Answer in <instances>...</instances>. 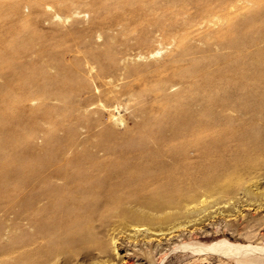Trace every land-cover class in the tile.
<instances>
[{"label":"bare ground","instance_id":"1","mask_svg":"<svg viewBox=\"0 0 264 264\" xmlns=\"http://www.w3.org/2000/svg\"><path fill=\"white\" fill-rule=\"evenodd\" d=\"M5 1L7 3L2 4ZM94 1L100 10L98 18L108 20L109 24L123 22L127 30L139 31L142 22L154 21L161 13L170 16L180 13L177 7L161 0H116L114 6L109 0ZM234 1H196L199 15L211 17V23L226 20L224 28L202 35L203 44H209L212 39L218 44V51L203 50L211 58L189 60L186 66L179 59H169L162 64L145 62L121 68L117 62L107 61L114 60L112 55L93 53L86 60L89 71L94 68L92 65L98 67L93 83L75 79L71 68L60 59L64 52H54L62 40L55 38L44 41L36 52V57L47 59L48 66L56 69L55 73L38 72L36 68L37 73L27 76L26 72L34 68V64H29L28 68L20 56L31 50V39L22 38L20 33L30 28V38L37 37L29 22L43 5L57 2L0 0V62L1 66L12 70L10 78L0 86V103L3 104L0 110V212L2 221H11L4 223L7 231L0 233V264H66L59 261V256L63 251L74 249L75 241L79 240L76 228L83 217L88 218L103 209H117L121 210L122 219L132 221L135 234L143 226L146 228L140 233H147L151 231L149 225L163 222L156 212L188 208L189 202L200 199L202 194L229 192L238 182L235 165L220 168L211 158L219 159L228 138L244 131V127L233 125L224 110L236 111V99L242 96L238 92L249 99L252 84L264 80V48L253 54L248 51L251 40L244 37L264 29V0H245L254 8H247L249 12L242 21L233 16L231 8H239ZM23 4L30 7L31 18L23 17ZM12 17L18 18V26L3 22ZM55 17L61 19L58 14ZM145 44L144 38L138 39L131 48L143 51ZM146 50V54L138 53L139 59L161 53L159 48ZM255 66L257 71L253 69ZM257 72H260L258 76ZM120 75L129 81L115 92L113 87L117 84L106 79L117 80ZM92 86L102 89L96 94L90 89ZM173 87L176 89L170 92ZM127 94L150 99L142 112L147 117L143 123L147 129L143 132L152 142L116 146L117 139L122 137L114 126L122 123V118H115L112 125L102 124L103 111L113 98ZM27 100L42 103L38 110L29 109V118L19 110ZM93 104H98V109L91 110ZM217 107H221V111H216ZM154 108L160 110V116L152 115ZM209 109H215L214 113H208ZM37 113L48 125V135L64 134L60 138L63 146L55 140L51 144L52 139H47L38 149L18 155L16 151L34 132L25 124ZM161 123V131L155 132V127ZM79 128L85 130L83 134L76 133ZM7 150L11 153L5 154ZM20 160L21 172L12 173L10 178L16 184L9 186L16 195H5L4 178L8 177L5 174L16 168ZM208 173L212 174L211 180L207 179ZM199 203L206 202L200 200ZM115 249L113 246L112 250ZM208 250L221 252L239 264H264V248L251 244L223 243Z\"/></svg>","mask_w":264,"mask_h":264},{"label":"rangeland","instance_id":"2","mask_svg":"<svg viewBox=\"0 0 264 264\" xmlns=\"http://www.w3.org/2000/svg\"><path fill=\"white\" fill-rule=\"evenodd\" d=\"M109 1L113 6L116 4V0ZM165 1H168L171 7H177L180 13L171 16L161 13L154 21L142 22L143 24L140 25L142 29L139 31L127 30L123 22L109 24L108 20L98 18L100 10L94 0H55L57 3L43 5L40 13L33 16L29 22L31 29H34L38 36L30 38V28L22 30L20 33L22 38L31 39V50L20 56L21 60L27 62V67L29 64H34L35 69L30 68L29 65L30 69L26 75L35 73L36 68L39 70L38 72L44 70L50 74L55 73L56 69L48 66L45 57H36V52L41 44L46 40L53 41L54 38L62 39L60 46L56 47L54 52H64L60 59L63 64L71 68V74L79 82L92 80L98 67L92 65L94 68L89 71L86 60L88 55L98 52L112 55L114 60L107 61L117 62L121 68L145 62L156 64L158 61L159 64H162L169 59H179L181 64L186 66V61L189 60L193 62L194 60H204L206 57H208L207 59L211 58L210 54L203 53V50L210 48L218 51V44L214 43L213 39L209 41V44H203L202 35L209 34L218 28H224L226 20L219 24H213L209 21L211 17L199 15L197 0H161V3ZM213 1L217 3L225 0ZM233 4L239 7L231 8L237 21H242L247 16L248 9L254 8L252 3L249 4L245 0H235ZM245 4L246 7H243ZM262 10L264 12V7ZM21 12L23 17L31 18V9L27 4L22 5ZM56 14L61 19H57ZM215 19L212 17V20L215 21ZM3 22L6 25H19L17 17L5 19ZM244 37L251 40L248 51L253 54L264 48V29L248 33ZM142 38L146 43L143 51L132 49L131 46H134L136 41ZM157 48L161 50L159 55L152 58H138L139 52L146 54V49ZM222 51L224 52V50ZM125 53L127 54L125 55ZM122 54L124 56H121ZM256 68L258 67H253L254 71H257ZM9 70L11 69L1 66L0 62V86L10 78L12 70ZM114 72L116 71L114 70ZM122 72L123 70L117 73ZM259 74L260 72L256 73L257 76ZM108 80L117 84L116 87H113L115 92L129 81L123 75H120V79L107 78L106 81ZM90 89L97 94L102 88L92 86ZM175 89L176 87L170 88V92ZM238 93L242 96L240 95L241 98L239 96L236 99V111L228 108L224 110V114L232 121L233 125L244 127V131L228 138L225 150L223 149L219 159L211 158L212 162H216L220 168H228L231 165H235L237 168L239 179L231 186L232 188L228 189L229 192L214 191L206 192L207 194L200 192L202 194L200 199H193L189 202L188 208H175L177 211L172 208L170 212L166 209L167 213L158 211L156 212L157 216L160 219L162 217L163 222L149 225L151 231L147 233H140L144 232L146 228L143 226L135 234L134 230L136 229H133L132 226L134 224H131L132 221L129 218L122 219L121 210H99L100 212H96L88 218L83 217L82 222L79 221L76 228L79 240L75 241L74 249L61 253L59 261L66 262V264H239L221 252L208 249L223 243L251 244V246L264 248V80H256L252 84L249 99L244 98V93L241 91ZM111 95L114 94L111 93ZM149 100V98H138L127 94L113 98L109 106L104 109L101 117L103 125H112L117 117H121L123 120L122 123H117L114 126V129L122 137L117 139L116 146L131 147L136 144L152 142L147 133L143 132L144 129L145 131L147 129L143 124L147 117L142 109L148 105ZM41 105V101L27 100L19 106V110L27 116L26 118H29L31 116L29 111L38 110ZM97 106L98 104H93L90 109L96 110ZM2 107L3 104L0 103V110ZM219 108L221 107H217L216 111H221ZM214 111L215 109L207 110L210 114H213ZM110 114H113L114 117H111ZM152 115L160 116V110L154 108ZM90 116L95 117L97 113H90ZM30 121L33 123L30 124ZM25 125L33 128L34 132L28 142L25 141L21 144L22 146L16 151L18 155H25L32 148L38 149L45 144L47 139H52L51 144H54L55 140L60 146H63L60 138L64 137V134L56 132L52 136L48 135L46 133L48 125L44 123L40 113L30 117ZM162 127V123L158 124L155 127V132H160ZM75 131L83 134L85 130L79 128ZM130 140L132 141L129 142ZM7 151L5 154L11 153L9 150ZM16 165V168L9 170V174H5L9 178H4L6 180L4 194L8 196L16 195L10 189L16 182H12L10 178H12V173L21 172L23 167L21 160L19 165L17 163ZM211 177L212 174L208 173L207 179L211 180ZM20 196L23 194L21 193ZM200 200H205L206 203L203 205L199 203ZM125 205L129 206L127 203ZM156 213L153 214L156 215ZM2 214H0V233L4 229L7 231L5 224L11 222L2 221ZM159 229L160 232L156 231ZM2 237L5 238L4 235ZM0 241L2 242V240ZM113 246L116 247L115 251L112 250ZM203 247H207V250H204ZM243 264L249 263L244 262Z\"/></svg>","mask_w":264,"mask_h":264}]
</instances>
